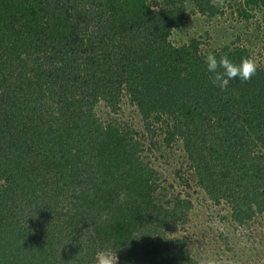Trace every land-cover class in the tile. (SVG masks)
<instances>
[{
    "label": "trees",
    "instance_id": "16d2710c",
    "mask_svg": "<svg viewBox=\"0 0 264 264\" xmlns=\"http://www.w3.org/2000/svg\"><path fill=\"white\" fill-rule=\"evenodd\" d=\"M222 6L0 0V264H94L104 249L119 264H211L188 237L200 204L172 193L148 147L180 149L175 178L204 194L203 235L229 213V246L236 228L264 217V67L221 91L206 55L238 64L250 49L172 40L190 16ZM240 8L249 17L264 0Z\"/></svg>",
    "mask_w": 264,
    "mask_h": 264
},
{
    "label": "rangeland",
    "instance_id": "374dc122",
    "mask_svg": "<svg viewBox=\"0 0 264 264\" xmlns=\"http://www.w3.org/2000/svg\"><path fill=\"white\" fill-rule=\"evenodd\" d=\"M241 3L243 5V0H224L221 8L223 10L222 14L213 18L201 14L190 16L181 29L174 31L172 40L174 43L183 44L188 43L191 38H201L207 47L210 44L214 47H221L230 43L241 45L250 49L252 58L258 66L264 67V11L253 9L250 12L251 16L246 17L243 9L240 8ZM132 108L129 103L124 102L123 113L128 116H123V118H129L132 123H135L139 131V137L147 142L148 135L146 132H142L141 120ZM105 112H107L105 107L100 105L98 107L100 117L104 118L103 113ZM161 145L160 142L158 146ZM173 149H176V151ZM174 152L176 157L173 155ZM163 153L166 155H162V151H158L156 148L150 151L148 147L146 150V155L149 156L153 164L164 173V179L169 177L168 182L174 183L172 193L174 195L181 193L183 196H191L195 203L200 204L196 206L197 208L194 207L196 210L191 218L192 225H194L191 227L192 234H189L188 237L191 243L198 246L196 249L197 254L201 256L202 260L211 264H264V217L256 216L249 224L236 228L237 236L236 238L233 237L229 246H227L220 235L225 225L228 226L229 224L227 218L229 213L223 217L224 221L218 212L226 214V210L217 207V216H215L223 221L207 222V224L211 223L213 226L210 230L206 229L205 234L208 233L206 236L203 235L198 229V225L204 224L207 220V215L201 214L205 212L206 208L203 201L204 194L196 192L194 189L188 190L185 185H181L180 181L175 178L173 168L177 167L175 163L182 156L180 149L174 145L170 149L168 148L166 152L163 150ZM189 182L194 184L195 180L190 178ZM201 203H203L204 208L200 207ZM199 208L203 210H199ZM203 241L207 243L206 246Z\"/></svg>",
    "mask_w": 264,
    "mask_h": 264
},
{
    "label": "clouds",
    "instance_id": "9594fccd",
    "mask_svg": "<svg viewBox=\"0 0 264 264\" xmlns=\"http://www.w3.org/2000/svg\"><path fill=\"white\" fill-rule=\"evenodd\" d=\"M224 0H214L218 6L222 5ZM207 71L211 73L212 84L221 91H226L230 81L239 80L248 82L256 75L258 64L253 58H242L240 63L232 62L225 54L217 59L216 55L209 52L205 57ZM117 252L110 249L98 251L95 256L94 264H118Z\"/></svg>",
    "mask_w": 264,
    "mask_h": 264
}]
</instances>
